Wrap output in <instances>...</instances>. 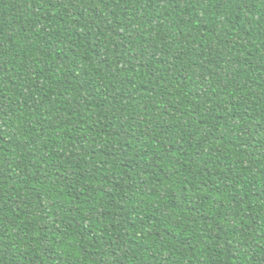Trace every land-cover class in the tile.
Here are the masks:
<instances>
[{"label": "trees", "instance_id": "obj_1", "mask_svg": "<svg viewBox=\"0 0 264 264\" xmlns=\"http://www.w3.org/2000/svg\"><path fill=\"white\" fill-rule=\"evenodd\" d=\"M0 264H264V0H0Z\"/></svg>", "mask_w": 264, "mask_h": 264}]
</instances>
